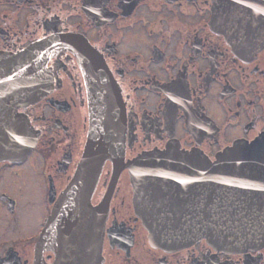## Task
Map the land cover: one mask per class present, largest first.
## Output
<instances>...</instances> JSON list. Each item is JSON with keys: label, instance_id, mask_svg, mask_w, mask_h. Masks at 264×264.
<instances>
[{"label": "flooded vegetation", "instance_id": "1", "mask_svg": "<svg viewBox=\"0 0 264 264\" xmlns=\"http://www.w3.org/2000/svg\"><path fill=\"white\" fill-rule=\"evenodd\" d=\"M218 4L215 28L214 0H0V52L56 45L47 61L50 91L18 109L35 145L23 159L0 161V264H36L38 257L54 264L70 244L60 233L90 238L88 218L65 219L49 232L87 141L80 57L88 51L106 64L125 105V164L170 146L215 160L236 142L264 139V0ZM108 198L102 264H264V247L230 253L205 240L176 250L154 246L136 214L130 169L112 161L91 205Z\"/></svg>", "mask_w": 264, "mask_h": 264}, {"label": "water", "instance_id": "2", "mask_svg": "<svg viewBox=\"0 0 264 264\" xmlns=\"http://www.w3.org/2000/svg\"><path fill=\"white\" fill-rule=\"evenodd\" d=\"M218 0L212 23L217 28ZM67 41V40H65ZM63 43V41H61ZM52 47H56L53 45ZM51 47V48H52ZM43 43L21 53L0 52V161L23 159L36 133L18 113L50 91V49ZM88 87L90 126L83 155L60 194L49 232L63 221L91 219L90 238L60 233L69 241L54 264H102L104 221L110 198L91 205L104 165L130 169L134 206L154 246L176 250L205 240L225 252L264 247V139L236 142L215 160L199 151L170 146L125 164L126 110L106 64L94 51L81 55ZM66 234V235H65ZM46 233L39 241L43 247ZM36 264H44L41 257Z\"/></svg>", "mask_w": 264, "mask_h": 264}]
</instances>
